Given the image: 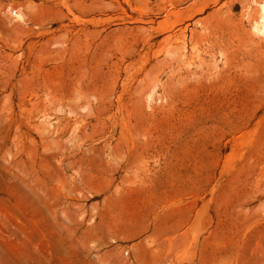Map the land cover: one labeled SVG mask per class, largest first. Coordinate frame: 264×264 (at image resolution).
Masks as SVG:
<instances>
[{
    "label": "rangeland",
    "instance_id": "1",
    "mask_svg": "<svg viewBox=\"0 0 264 264\" xmlns=\"http://www.w3.org/2000/svg\"><path fill=\"white\" fill-rule=\"evenodd\" d=\"M262 3L0 0V264H264Z\"/></svg>",
    "mask_w": 264,
    "mask_h": 264
},
{
    "label": "bare ground",
    "instance_id": "2",
    "mask_svg": "<svg viewBox=\"0 0 264 264\" xmlns=\"http://www.w3.org/2000/svg\"><path fill=\"white\" fill-rule=\"evenodd\" d=\"M259 13L260 17L253 22V31L264 35V3L260 5Z\"/></svg>",
    "mask_w": 264,
    "mask_h": 264
}]
</instances>
